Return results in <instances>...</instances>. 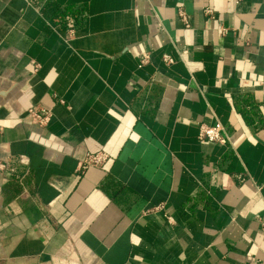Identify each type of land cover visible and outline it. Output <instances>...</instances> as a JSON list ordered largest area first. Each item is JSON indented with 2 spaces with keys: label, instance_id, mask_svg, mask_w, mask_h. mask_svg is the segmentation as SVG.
<instances>
[{
  "label": "crops",
  "instance_id": "obj_1",
  "mask_svg": "<svg viewBox=\"0 0 264 264\" xmlns=\"http://www.w3.org/2000/svg\"><path fill=\"white\" fill-rule=\"evenodd\" d=\"M3 160L0 264H264V0H0Z\"/></svg>",
  "mask_w": 264,
  "mask_h": 264
},
{
  "label": "built area",
  "instance_id": "obj_2",
  "mask_svg": "<svg viewBox=\"0 0 264 264\" xmlns=\"http://www.w3.org/2000/svg\"><path fill=\"white\" fill-rule=\"evenodd\" d=\"M235 2H239L240 0H234ZM207 12H210L209 9L206 10ZM182 19L185 21V17L183 14H180ZM167 59V56L165 57ZM144 61V58H142L141 62ZM27 114L29 116H32L39 124H44L48 118H49V112L46 110L38 109L36 107H30L27 109ZM197 137L199 140L202 141H209V142H215L219 144H227L230 141L229 133L226 129V127L216 121L212 124L200 122L198 123V134ZM108 159V155L103 152H95V153H88L86 156L80 161V168L84 169L91 165L99 166L102 163H104ZM10 160H3L0 161V170H12L13 168L11 166ZM163 208L162 204L153 206L147 210H145L143 213L146 214L148 212H158ZM166 219L168 221H171L170 216H166ZM264 226V223H263Z\"/></svg>",
  "mask_w": 264,
  "mask_h": 264
}]
</instances>
